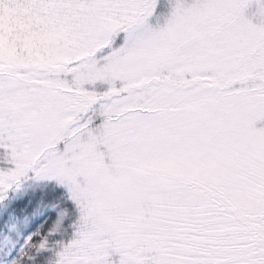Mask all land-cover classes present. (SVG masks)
Wrapping results in <instances>:
<instances>
[{"label": "snow or ice", "instance_id": "1", "mask_svg": "<svg viewBox=\"0 0 264 264\" xmlns=\"http://www.w3.org/2000/svg\"><path fill=\"white\" fill-rule=\"evenodd\" d=\"M0 264H264V0H0Z\"/></svg>", "mask_w": 264, "mask_h": 264}]
</instances>
